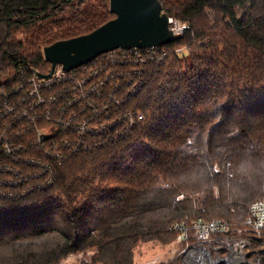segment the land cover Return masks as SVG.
<instances>
[{"label":"trees","instance_id":"trees-1","mask_svg":"<svg viewBox=\"0 0 264 264\" xmlns=\"http://www.w3.org/2000/svg\"><path fill=\"white\" fill-rule=\"evenodd\" d=\"M160 2L189 28L163 64L114 73L112 138L67 155L47 188L0 182V264H134L141 245L196 244L175 228L194 219L229 221L221 238L242 229L247 259L264 264V231L244 226L264 201V0ZM114 17L109 0H0V87L49 72L46 46ZM129 81L143 82L137 94Z\"/></svg>","mask_w":264,"mask_h":264},{"label":"built area","instance_id":"built-area-1","mask_svg":"<svg viewBox=\"0 0 264 264\" xmlns=\"http://www.w3.org/2000/svg\"><path fill=\"white\" fill-rule=\"evenodd\" d=\"M188 28V24L169 18L170 30L184 32ZM162 47L117 49L109 53L116 59L126 55L125 62L145 66L149 62H164L168 51ZM121 60L123 64L124 58ZM87 68L88 64L66 71L57 64L50 75V71L42 73L36 68H25L19 71V82L0 87V182L12 188L27 182L47 188L55 180L56 166L62 164L67 155L104 146L106 140L112 138L110 132L118 120L111 113L121 107V83L113 85L116 75L105 74L102 67ZM101 72L104 73L102 77ZM130 73L141 72L134 69ZM129 84L132 85L129 94L135 95L143 82L129 81ZM127 116L132 126L135 119L131 113ZM143 118L142 114L137 116L138 121ZM35 187L19 192L10 190L6 194L25 195ZM249 212L244 226L264 231V201L252 203ZM175 228L181 232L183 240L196 239V244L188 245L186 250L191 264H256L241 256H211L206 243L230 231L231 224L227 220L194 219L177 224Z\"/></svg>","mask_w":264,"mask_h":264},{"label":"water","instance_id":"water-1","mask_svg":"<svg viewBox=\"0 0 264 264\" xmlns=\"http://www.w3.org/2000/svg\"><path fill=\"white\" fill-rule=\"evenodd\" d=\"M109 10L115 17L94 31L43 49L45 61L51 64L48 75L57 64L70 71L117 49L160 47L175 39L169 29L171 16L160 0H109Z\"/></svg>","mask_w":264,"mask_h":264},{"label":"rangeland","instance_id":"rangeland-1","mask_svg":"<svg viewBox=\"0 0 264 264\" xmlns=\"http://www.w3.org/2000/svg\"><path fill=\"white\" fill-rule=\"evenodd\" d=\"M231 13L237 17L241 16V10L239 9H234L231 11ZM171 17L174 18L178 22L184 23L174 16H171ZM178 31L179 30L177 29L176 32H174L175 38L177 37L178 34L182 33ZM99 57L101 58L99 59V61L97 60L96 62V59H98ZM99 57H97L92 63H90L92 65L88 66L89 69L93 68V66L102 67L104 69V73L107 74V73H118L119 71L121 72L126 71L127 73H130L134 69L138 70L143 67V65L141 64L125 62L126 60L125 57H127L126 55H124L123 57L124 58L123 64H120V62L122 61L121 59H123L121 58L122 56L119 57V59H116V57L112 56L109 52L102 54ZM109 59L111 60L108 61ZM112 59H116V60L113 61ZM117 64H120L121 67L120 68L115 67V65ZM111 67H113V69H110ZM49 68H51V66H49ZM139 72L141 71L139 70ZM135 74L138 75V73H135ZM131 90H132V87L129 89V91ZM112 96H114V98L117 97V95H112ZM241 230L242 229H238V233L235 235L225 236L220 239L218 238L213 241H208L206 243V248L212 254L211 256L212 257H218V256L219 257H230V256L240 257L241 256L243 260H249L246 257L248 250L247 248H245V245L247 244L248 239H246L242 235ZM174 242H172V244H169L167 246H162L156 243L141 245L136 250L134 264H158L161 262H167V261L175 260V259H179L182 264H191L189 262L188 253L186 251L188 250V246H186L183 249V247L178 246L179 243H177L176 245L174 244ZM82 260H83V256L82 257L72 256L68 260L65 261V264H80ZM254 263L258 264L257 262H254Z\"/></svg>","mask_w":264,"mask_h":264}]
</instances>
